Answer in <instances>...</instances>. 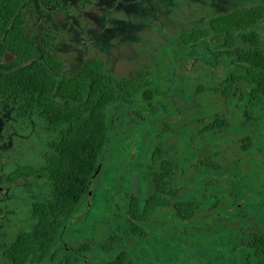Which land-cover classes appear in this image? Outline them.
<instances>
[{
	"label": "rangeland",
	"instance_id": "374dc122",
	"mask_svg": "<svg viewBox=\"0 0 264 264\" xmlns=\"http://www.w3.org/2000/svg\"><path fill=\"white\" fill-rule=\"evenodd\" d=\"M256 3L258 0H59L58 5L44 6L29 17L25 27L38 51L44 37L53 38L51 51L61 64V75L75 74L89 58L100 59L108 74L119 80L141 79L155 89L157 96L152 104L160 110L161 105L169 107L168 111L162 109L153 120L147 117L148 112L135 106H117L110 113V139L90 182L89 193L63 232L61 242L66 247L63 256L76 264H112L110 260L115 253L124 250L123 264H238L239 245L248 242L257 225H264V211H248L231 178L236 176V163L241 164L244 172L247 162L262 161L264 155L255 150H242L241 138L245 134L242 131L216 134L215 143L202 146L199 120L203 117L206 124L214 117L210 113L202 116L200 111V84L204 82L200 56L204 43L186 53H179L176 47L173 58L171 52L162 53V47L181 30L203 24L212 15ZM259 32L264 36V22ZM218 38L212 36L210 41L214 44ZM224 67L222 64L214 69L213 78H221L226 72ZM210 104L215 106L214 102ZM224 108L222 104L216 111ZM164 122L167 128L176 129L171 135H168L170 129L163 132ZM26 123L27 128L22 130L13 103L2 109L0 160L6 154L18 160L26 142H37L46 130V125L36 117L28 118ZM183 125L187 128L184 140L189 161L193 158L192 165L188 166L190 194L187 199L198 201L191 194L198 193L194 190L200 181L198 162L203 155L219 149L220 178L216 177V182L220 184L221 211L217 208V212L221 215H214L211 199H203L205 207L197 209L189 219V228L185 223L175 222L167 231L161 227L162 216H153L146 225L156 226V232L147 228L146 236L134 235L119 212L126 208L130 198L141 195L145 200L153 192L148 172L152 149L163 132V145L175 152L182 138L178 129ZM162 156L167 160L172 157L164 151ZM249 175L253 177L251 189L256 190L260 186L259 176L255 169H250ZM208 177L213 178L214 173ZM44 184L42 177L19 180L12 184L11 195L0 194L1 207L18 210L17 216L11 215L10 222L5 219L0 225V256L2 246L13 240L17 231L31 226V217H24L23 209L38 199ZM260 191L264 194V190L260 188ZM160 197L169 207H160L156 213L173 215L171 205L176 197ZM110 235L117 237L114 250L103 252L98 245ZM85 244L91 249L79 253L77 249Z\"/></svg>",
	"mask_w": 264,
	"mask_h": 264
},
{
	"label": "trees",
	"instance_id": "16d2710c",
	"mask_svg": "<svg viewBox=\"0 0 264 264\" xmlns=\"http://www.w3.org/2000/svg\"><path fill=\"white\" fill-rule=\"evenodd\" d=\"M52 1L44 0L46 4ZM21 5V0H0V109L11 102L18 121L36 117L46 130L38 150L30 151L27 159L22 155L18 160L14 158L11 167H3L2 171L11 181L42 174L45 184L38 199L23 209L24 217H31V226L17 231L13 240L2 246L0 264H76L62 255L66 248L62 236L100 166L111 135L109 115L126 103L151 113L156 106L151 101L157 95L139 78H114L106 72L104 62L96 58L87 59L73 75H61V64L51 51L53 38L44 37L40 51L36 49L25 27L34 8ZM263 22L264 0H258L254 5L212 15L203 24L181 30L162 47V53L171 52L173 58L176 47L179 53H186L204 43L209 55L219 57L225 65L232 61L236 71L230 73L220 95L228 104H236L230 98L231 84L247 83L248 88L237 94L241 100L237 105L245 123L258 128L264 127V37L259 32ZM212 36L219 37L214 44L210 41ZM5 53L11 54L9 59L3 56ZM161 106L169 110L168 106ZM157 110L160 113V108ZM229 115L230 112L222 111L209 127L227 128ZM251 132L241 138L242 148L252 146L261 153L264 135L256 134L254 128ZM162 148V143H158L154 159L164 160ZM211 166L219 167L215 161H211ZM197 208V203L179 202L176 217L190 219ZM17 212L10 209L3 213L0 207V225L11 215L17 216ZM119 215L126 218L134 235L145 234L141 225L149 220L148 206L138 210L134 198H130ZM253 240L252 246L239 247L238 264H264V234L256 233ZM116 241V235H110L98 246L103 252L112 251ZM89 249L91 246L85 244L77 251ZM125 259L122 250L110 262L123 264Z\"/></svg>",
	"mask_w": 264,
	"mask_h": 264
},
{
	"label": "flooded vegetation",
	"instance_id": "af4514ba",
	"mask_svg": "<svg viewBox=\"0 0 264 264\" xmlns=\"http://www.w3.org/2000/svg\"><path fill=\"white\" fill-rule=\"evenodd\" d=\"M21 7L24 8H34V12L28 16L26 24L28 22L29 17H32L37 10H41L44 6H50V5H58L59 4V0H53L51 3H45L44 0H21ZM262 36V34H261ZM264 37V36H262ZM213 52H217V50L215 48H212ZM202 56H200V62L202 64L201 68H202V74H203V79L204 82L200 84V88H201V98H199V100L201 101V113L202 116H205V114L210 113L211 116H214L213 119L208 122V123H204V118L202 117L199 122H200V129H199V137L201 139H203V147L205 145H209V144H213L215 143L214 141V136L216 134H221L223 132H227L228 130H232L233 132L236 131H242L244 132V136L247 133L252 134V130L253 128L256 131V134H263L264 135V127L263 128H258L257 125L253 126L250 124L245 123L244 121V117L243 115L240 113L239 110V106L237 105L238 102H241L240 99L237 98V94L239 91H243V89H247L248 88V84L245 82H233L231 84L232 87V91H231V99L234 101V103L236 104H228L227 101L220 95V90L222 88V86L224 84H226L225 82L227 81L226 79L229 77L231 72H235V68H233L232 66V61H230L229 64L225 65L223 62L220 61L219 57H216L215 55H209V53L207 52V49L204 48L203 46V50L201 52ZM3 56H11V54L5 53L3 54ZM210 59H212V64ZM225 65L226 69L224 67V69L226 70L225 74L219 78V79H215L213 77H215V71L214 69H216L217 67L221 66V65ZM211 77V78H210ZM206 80V81H205ZM198 90V88H197ZM187 95L191 94L189 92H186ZM193 93V91H192ZM203 94V96H202ZM206 99H203L204 97H206ZM213 97V99L211 100V98ZM218 98L219 100L216 101V99L214 100V98ZM134 99V98H133ZM205 100H210L208 103L205 102ZM222 102H221V101ZM215 103V106H211L210 103ZM225 105L226 108L222 109L221 111H216L217 109L220 108V105ZM8 105L5 104L4 107H2L0 109V112L2 111V109H4L6 106ZM131 106L129 104H123V106ZM133 106H135L133 104ZM157 106H153L152 107V112L151 113H147V116H149L151 118V120L155 119V117L159 114L158 110H157ZM164 109V108H162ZM161 109V110H162ZM160 110V111H161ZM165 111V110H164ZM222 111H228L230 112V115L228 116L229 118V125L227 128L224 129H219V128H211L209 127L211 125V123L213 122L214 119H216V117L222 112ZM18 121V120H17ZM27 120L25 121H18V125L20 128H22V130H25V125ZM164 121V120H163ZM262 124H264V122H261ZM233 124V125H232ZM164 127H163V132L166 131L167 129V124L164 122ZM141 127L143 128L144 125L143 123H141ZM209 127V128H208ZM176 129H170V133L168 135H171V132L175 131ZM181 135V140H180V145L179 148L174 152L171 151L168 146H164L162 141L164 140V134L163 132L160 134L159 138V142L158 143H162L163 148L162 151L168 153L171 157V160H167L166 158H162L164 160L160 161L157 159H154L153 156V152L155 151V148L157 147V145H155L152 149V154H151V158H150V164L148 167V172L150 173V179L153 183V189H152V193L144 200L142 199L141 195L140 197L136 198V197H132L134 198L136 205H137V209L140 210L141 207H149V220L150 217L152 218L153 216H162L163 221L161 222V227L162 228H166L167 231H169V227L172 226L173 223H185V226H187L186 228H189V219H181L176 217V213H175V208L176 205L180 202L183 205H187L190 202H194L198 204V208L200 209L203 206L202 204V200H206V199H211L212 202V206L213 209L215 210L214 215L216 216H220L221 213L217 212V208H220V204L219 201L220 196H221V192H220V184L219 182H216L217 179L216 177L219 179L220 176V164H219V155H220V150L216 149L213 150V152L211 154H205L202 156L201 161L198 162V164H200V168H199V175L200 176V181L198 183V187L194 188L195 191H197L198 193H191L196 195V199L199 201H192V200H188V195L190 194L189 191V184L187 182V177H188V166L192 165V161H189V154L187 151V146H186V141L184 139H186L187 136V128L185 125L181 126V128L178 129ZM205 141H207L206 143H204ZM27 144L24 145L23 147V151H22V157L24 159H27L28 153L30 151H36L38 150L39 146L43 143V134H41V137L39 139H37V142L32 140V141H28L26 142ZM36 147V149L34 148V146ZM30 146V147H29ZM201 146V148H202ZM30 148V150H29ZM242 148V145H241ZM261 149V154L264 155V145H262L260 147ZM243 150V148H242ZM252 151L254 149H252V146H249V149L247 150H243V151ZM257 151V150H255ZM212 156V158H211ZM5 158H2L3 162H0V194H7V195H11V191H12V187L15 182L19 181V180H25V179H35V178H41L43 179L42 174H38L36 177L33 176H25V177H21L19 179H17L16 181H11L9 179V175H7L6 173L3 174L2 168L5 167L7 169H9L11 167L12 164V156L10 154H6L4 156ZM210 158V159H208ZM204 160V161H203ZM215 161L218 164V169H215L211 166V161ZM235 170H236V176L232 177V181H233V185L237 188H239L240 192H241V200L243 201V205L244 207H247L248 211H250L251 213L253 212V210H260V211H264V194H262L261 190H264V177H262L264 175V159L262 161H253V162H247V166L245 167V171L243 172L242 168H241V164L240 163H236L235 166ZM99 168V166H98ZM250 169H255L256 170V175L259 176V180H260V186H258L256 188V190H252L251 189V181H253V177H250L249 175V171ZM212 170V171H211ZM98 171V169H97ZM96 171V173H97ZM173 173L172 177H171V173ZM214 173V177L210 178L208 177V175L210 173ZM242 174V176H239V174ZM196 176V177H198ZM206 181V182H205ZM249 190L248 192H246L245 194H243L244 191ZM41 191V190H40ZM40 193V192H39ZM89 193V191H88ZM3 195V196H5ZM238 194H232V196H236ZM160 196L163 197H176V200L173 201V204L171 205L172 208V212L173 215L168 216V214H163L161 212V214L156 213V209L160 208V207H169L166 204V200H164L163 198H161ZM231 196V195H230ZM160 201L159 203L161 205H158L157 201ZM203 200V201H204ZM210 204V203H209ZM208 204V205H209ZM210 206V205H209ZM208 206V207H209ZM1 207V205H0ZM3 208V207H1ZM207 208V207H206ZM196 209V210H197ZM204 209V208H203ZM195 210V212H196ZM8 210H5L3 208V213L7 212ZM163 211V210H162ZM221 211V208H220ZM194 212V213H195ZM193 213V214H194ZM193 214L191 215V217L193 216ZM211 216V215H210ZM13 217V216H11ZM191 219V218H190ZM7 220L9 221L10 218H7ZM153 221V220H152ZM151 221V222H152ZM187 221V222H185ZM124 223H126L128 225L129 228H131L129 226V223L127 222L126 218L124 217ZM138 224H141L140 221L138 222ZM144 228L145 234L141 235V236H146L147 235V231L146 229L148 228V226L146 225V223H143L141 225ZM150 231L154 230L156 232L157 227L156 226H152L149 228ZM131 230V229H130ZM254 234L251 235L250 239L248 240V242L246 244H241L239 245L240 247H246V246H252V242H254V235L256 233H262L264 234V225L260 224L257 225L255 227L254 230ZM133 234V233H132ZM177 234V233H176ZM178 235H180V233H178Z\"/></svg>",
	"mask_w": 264,
	"mask_h": 264
}]
</instances>
